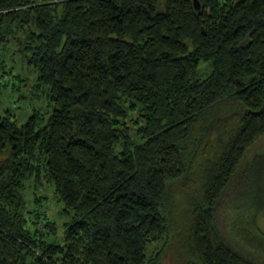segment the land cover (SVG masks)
Masks as SVG:
<instances>
[{
  "label": "trees",
  "instance_id": "1",
  "mask_svg": "<svg viewBox=\"0 0 264 264\" xmlns=\"http://www.w3.org/2000/svg\"><path fill=\"white\" fill-rule=\"evenodd\" d=\"M199 2L0 0V84L49 99L0 112V264H161L168 239L185 264H264V239L234 245L213 210L264 135V0ZM42 177L63 241L27 210Z\"/></svg>",
  "mask_w": 264,
  "mask_h": 264
},
{
  "label": "rangeland",
  "instance_id": "2",
  "mask_svg": "<svg viewBox=\"0 0 264 264\" xmlns=\"http://www.w3.org/2000/svg\"><path fill=\"white\" fill-rule=\"evenodd\" d=\"M13 57L11 46L8 49L0 46L1 63L5 62V64L11 65ZM17 70L22 72L21 66ZM0 73L2 75L1 69ZM34 81L35 79H32L31 84H34ZM24 88L26 87L24 86ZM41 88V91L34 88L32 95L29 91L25 93L22 90H13V82L7 86L4 83L0 84V112L6 114L9 109L14 111L12 113L17 116L20 123L26 122L32 114H35V110H39V113L45 112L49 106V99L45 87L41 86ZM23 94L26 96L25 98H22ZM5 109L7 110L4 113ZM261 154H264V135L251 145L243 158L240 171L213 209L217 227L222 235L236 246H240V241L248 244L252 239L253 242L257 241L256 237L264 239V211L257 218V228L253 229L249 220V216L252 214L251 210L259 212L264 206V194L262 195L263 206L251 197L257 184L256 177L259 176L258 157ZM26 186L27 210L35 211L37 209L39 218L42 217L41 228L46 223L44 222L46 218L54 220L57 224V240L63 241L66 231L65 222L69 219V215L65 213L63 204L58 201L51 183L42 177L41 181L29 179ZM250 199L255 200L254 204L250 202ZM239 235H242V239ZM53 240L52 237L51 241ZM168 240L163 248H161L164 243L162 241L151 244L147 251L148 255H154L159 250H163L161 264H185L187 258L176 249L172 241L169 243ZM240 247H244V245L242 244Z\"/></svg>",
  "mask_w": 264,
  "mask_h": 264
},
{
  "label": "water",
  "instance_id": "3",
  "mask_svg": "<svg viewBox=\"0 0 264 264\" xmlns=\"http://www.w3.org/2000/svg\"><path fill=\"white\" fill-rule=\"evenodd\" d=\"M194 2H195V6H196V8H197V9H200V8H201V5H200L199 0H194ZM187 264H198V263H196V262H194V261H189Z\"/></svg>",
  "mask_w": 264,
  "mask_h": 264
}]
</instances>
